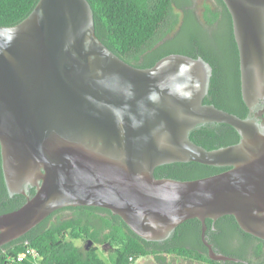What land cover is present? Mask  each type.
Wrapping results in <instances>:
<instances>
[{
  "label": "water",
  "instance_id": "obj_1",
  "mask_svg": "<svg viewBox=\"0 0 264 264\" xmlns=\"http://www.w3.org/2000/svg\"><path fill=\"white\" fill-rule=\"evenodd\" d=\"M224 1L251 108L264 75V0ZM211 73L205 57L181 53L147 68L128 63L97 36L89 0H38L19 23L0 25L2 166L9 193L27 196L0 214V247L62 207L94 205L147 240L198 218L209 257L239 261L216 250L206 219L233 214L264 239V117L205 103ZM207 122L232 125L240 140L197 144L190 132ZM186 161L229 168L190 180L155 176L158 165Z\"/></svg>",
  "mask_w": 264,
  "mask_h": 264
},
{
  "label": "trees",
  "instance_id": "obj_2",
  "mask_svg": "<svg viewBox=\"0 0 264 264\" xmlns=\"http://www.w3.org/2000/svg\"><path fill=\"white\" fill-rule=\"evenodd\" d=\"M183 10L179 22L173 13V3ZM38 0H0V25L11 26L26 18ZM95 19L96 34L113 52L128 63L141 68L153 66L159 59L172 53L191 57L202 55L213 65L214 75L210 92L204 102L245 118L248 107L239 90L227 98L224 94L223 76L238 74V45L235 41L232 15L224 0H213L205 5L203 21L189 6L190 0H89ZM212 38L209 45L207 38ZM214 54V55H213ZM218 65V66H217ZM224 67V68H223ZM221 81V82H220ZM190 137L207 149H217L237 143L238 130L227 123H209L191 131ZM228 166L207 165L197 161L172 162L155 168L157 178L180 180L197 179L228 169ZM35 193L31 188L30 195ZM27 196L11 195L5 182L0 143V214L19 208ZM73 215L51 221L59 210L39 222L24 235L0 247V264H5L8 254H18L28 242L41 256V264H134L140 257L152 256L158 264H166L169 255L175 254L207 264H243L253 259L248 244L254 248L255 262L264 264V239L245 232L233 214H225L216 220L207 218V238L217 251L240 258L239 261L213 260L203 243L202 222L198 218L187 219L177 226L171 237L165 240H147L136 234L120 215L94 205L69 206ZM64 208H62L63 210ZM61 211V210H60ZM230 226L221 233L218 247L215 237H210L212 225L220 221ZM231 227V228H230ZM242 231L245 236L238 234ZM214 233V232H213ZM88 239L94 245L85 248ZM84 240L83 245L78 241ZM237 241V246L226 244ZM97 244L109 246L107 259L99 253ZM19 264H34L24 259Z\"/></svg>",
  "mask_w": 264,
  "mask_h": 264
},
{
  "label": "flooded vegetation",
  "instance_id": "obj_3",
  "mask_svg": "<svg viewBox=\"0 0 264 264\" xmlns=\"http://www.w3.org/2000/svg\"><path fill=\"white\" fill-rule=\"evenodd\" d=\"M235 41H236V39H235ZM200 56H202V55H200ZM207 61L212 66V73L210 75L208 92H207L206 95H208V93L210 92V88H211L212 80H213V75H214L213 65H212V63L209 60H207ZM237 61H238L239 75L238 74L237 75L236 74H230V75H227L226 77L223 76L224 91H225L224 94L226 95L227 98H230L231 95H233L238 89L240 94H241V97L244 100L243 88H242V79H241V70H240L239 50H238ZM132 65H134V64H132ZM262 78L263 79H262V84L260 86V93L257 95V98L255 99V102L253 103L252 107L250 108L249 106H247L248 107V112H247L246 117L252 118V119L256 120L257 122H261L263 117H264V75L262 76ZM206 95H205V97H206ZM244 102H245V100H244ZM209 123H217V122H207V123H204V124H200L197 127L202 126V125H206V124H209ZM67 207H69V206L62 207V208H64L63 210H62V208L58 209L59 211L57 213H59L61 211H73V209H70V208H67ZM57 213H55L54 215H56ZM229 226L230 225L227 222L222 221V220L219 222L218 226L212 225V229L213 230L210 233V237H215V242L217 244V247H218V239L220 238L221 233L224 232L227 229V227H229ZM238 234L241 235V236H245L243 234V232L239 231V230H238ZM247 247H248V253H250V256H251V258L253 260L251 262L250 261L249 262L248 261H244L243 264H259V263L255 262V260H254V259H256V257L253 255L254 254V248L252 247V245L248 244Z\"/></svg>",
  "mask_w": 264,
  "mask_h": 264
},
{
  "label": "rangeland",
  "instance_id": "obj_4",
  "mask_svg": "<svg viewBox=\"0 0 264 264\" xmlns=\"http://www.w3.org/2000/svg\"><path fill=\"white\" fill-rule=\"evenodd\" d=\"M191 4L189 5L194 11H195V15L196 17L200 20L203 21V14L205 11V5L206 4H213V0H190ZM173 13L175 15L178 16L179 22L176 25V28H174V30L169 33L167 36H171L179 27L180 22L182 20L183 17V10L178 7L177 5V1L173 3ZM209 45L213 44L212 42V38H207L206 41ZM73 215V211H61L59 213H57L56 215H54V217H52L51 221L56 222L59 219H64V218H69L70 216ZM85 243L84 240H80L78 241V244L83 245ZM228 245H232V246H237L238 242L237 241H227ZM94 245V244H93ZM97 246L99 247V253L101 254V256H103L104 258L107 259L108 257V251L111 249L109 246H105L103 244H97ZM134 264H158L155 259L152 256H144V257H140ZM166 264H207L205 262H201L198 260H194L191 258H187V257H182L179 255H169L167 258V263Z\"/></svg>",
  "mask_w": 264,
  "mask_h": 264
},
{
  "label": "built area",
  "instance_id": "obj_5",
  "mask_svg": "<svg viewBox=\"0 0 264 264\" xmlns=\"http://www.w3.org/2000/svg\"><path fill=\"white\" fill-rule=\"evenodd\" d=\"M24 259L30 260L34 264H41V256L39 251L31 246L28 242L25 243L24 249L18 254H8L5 264H19Z\"/></svg>",
  "mask_w": 264,
  "mask_h": 264
}]
</instances>
